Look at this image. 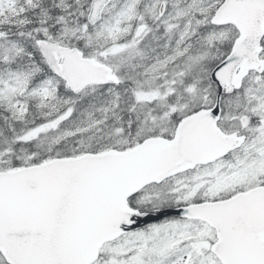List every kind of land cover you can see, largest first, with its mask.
Segmentation results:
<instances>
[{"label": "snow or ice", "instance_id": "1", "mask_svg": "<svg viewBox=\"0 0 264 264\" xmlns=\"http://www.w3.org/2000/svg\"><path fill=\"white\" fill-rule=\"evenodd\" d=\"M0 264H264V0H0Z\"/></svg>", "mask_w": 264, "mask_h": 264}]
</instances>
